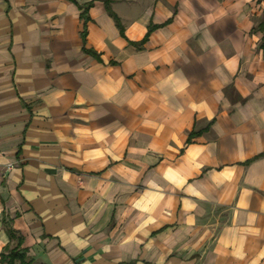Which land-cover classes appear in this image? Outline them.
<instances>
[{"label": "crops", "instance_id": "1", "mask_svg": "<svg viewBox=\"0 0 264 264\" xmlns=\"http://www.w3.org/2000/svg\"><path fill=\"white\" fill-rule=\"evenodd\" d=\"M103 1L0 0V255L264 264V0Z\"/></svg>", "mask_w": 264, "mask_h": 264}, {"label": "trees", "instance_id": "2", "mask_svg": "<svg viewBox=\"0 0 264 264\" xmlns=\"http://www.w3.org/2000/svg\"><path fill=\"white\" fill-rule=\"evenodd\" d=\"M109 2H110V0H104L103 1V4L105 5V9H106L107 13L109 14V16H111V18L115 22V25L117 26L119 31L122 33V27H121V24L119 22V19L111 11L110 6H109ZM89 6H90V3H86L83 6H79V9L81 10L80 17L84 21L86 20V11H87ZM151 29L152 28L150 27L147 30V33L144 36L142 41H144L146 39V36L151 31ZM5 232H6V235H7L9 240L16 239V246L14 248L10 249L6 254L2 253L0 255V261L2 263H5V264H14L15 261H17L18 264H30L31 259H29L26 256V250L25 249H20V245L22 243V238L20 236H16L15 235L16 232L13 229H11L10 227H7Z\"/></svg>", "mask_w": 264, "mask_h": 264}, {"label": "built area", "instance_id": "3", "mask_svg": "<svg viewBox=\"0 0 264 264\" xmlns=\"http://www.w3.org/2000/svg\"><path fill=\"white\" fill-rule=\"evenodd\" d=\"M6 168H7V169H11V168H12V164H7V165H6Z\"/></svg>", "mask_w": 264, "mask_h": 264}, {"label": "rangeland", "instance_id": "4", "mask_svg": "<svg viewBox=\"0 0 264 264\" xmlns=\"http://www.w3.org/2000/svg\"><path fill=\"white\" fill-rule=\"evenodd\" d=\"M260 2V0H257V3H259ZM262 16H264V13H262ZM3 225V224H2Z\"/></svg>", "mask_w": 264, "mask_h": 264}]
</instances>
